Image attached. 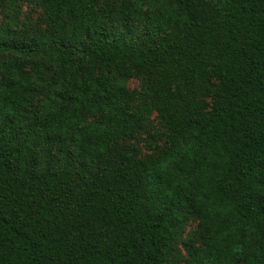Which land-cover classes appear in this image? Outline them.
Wrapping results in <instances>:
<instances>
[{
	"label": "trees",
	"instance_id": "1",
	"mask_svg": "<svg viewBox=\"0 0 264 264\" xmlns=\"http://www.w3.org/2000/svg\"><path fill=\"white\" fill-rule=\"evenodd\" d=\"M0 14V264H264V0Z\"/></svg>",
	"mask_w": 264,
	"mask_h": 264
},
{
	"label": "rangeland",
	"instance_id": "2",
	"mask_svg": "<svg viewBox=\"0 0 264 264\" xmlns=\"http://www.w3.org/2000/svg\"><path fill=\"white\" fill-rule=\"evenodd\" d=\"M23 9H22V12H21V16L20 18L21 19H25V18H30L31 21L33 23H36L38 22V20L40 19L41 17V10L34 7L33 5L31 4H27V3H23ZM7 21V18H5L4 14H0V24H2L3 22H6ZM128 86L131 87V88H135L138 86V82L134 79L130 80L129 83H128ZM153 126H157V119H156V115L153 116ZM144 152H147V149H144ZM197 228H198V221L196 220H192L186 227V230H185V233L183 234V240H185L187 238L188 235H192L193 233H195L197 231ZM178 248L180 249V253L183 255V256H186L187 253H186V249L183 245V242H179L177 244Z\"/></svg>",
	"mask_w": 264,
	"mask_h": 264
}]
</instances>
